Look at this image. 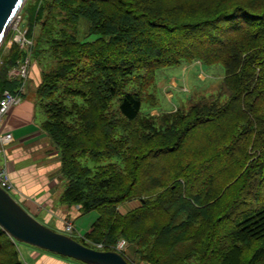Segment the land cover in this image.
Listing matches in <instances>:
<instances>
[{
  "label": "trees",
  "instance_id": "trees-1",
  "mask_svg": "<svg viewBox=\"0 0 264 264\" xmlns=\"http://www.w3.org/2000/svg\"><path fill=\"white\" fill-rule=\"evenodd\" d=\"M38 1L22 19L60 201L99 213L73 237L101 250L122 237L147 264H264V0ZM28 54L2 52L0 98ZM194 61L222 67L225 97L161 110L157 73ZM0 264H24L1 227Z\"/></svg>",
  "mask_w": 264,
  "mask_h": 264
},
{
  "label": "crops",
  "instance_id": "crops-1",
  "mask_svg": "<svg viewBox=\"0 0 264 264\" xmlns=\"http://www.w3.org/2000/svg\"><path fill=\"white\" fill-rule=\"evenodd\" d=\"M40 74L41 67L32 57V69L25 84L22 101L12 106L4 116V125L13 132L15 139L7 146L4 155L0 154V158L15 186L11 194H16L18 197H14L29 212L35 217H41L45 223L55 225L61 232H65L64 223L71 221L75 233L85 234L92 228L99 213L95 210L83 213L78 205H68L60 201L65 188L60 151L42 129L41 122L35 120L34 96L41 81ZM126 211L128 209L121 212ZM22 252L28 264L71 263L36 251L29 245L22 247Z\"/></svg>",
  "mask_w": 264,
  "mask_h": 264
},
{
  "label": "rangeland",
  "instance_id": "rangeland-1",
  "mask_svg": "<svg viewBox=\"0 0 264 264\" xmlns=\"http://www.w3.org/2000/svg\"><path fill=\"white\" fill-rule=\"evenodd\" d=\"M34 1L36 3L37 2L39 3L38 0H26V2L23 5L22 10L19 13L21 15V19H20V22L17 24V26H20L21 24L25 22L24 21L25 19L24 18H23L24 20L22 19V16H24V13H25L24 8L30 7V3H34ZM24 27L26 29L27 37L30 38L28 36L27 25L24 24ZM9 34H11L10 38H8ZM14 34H15V30L12 27L9 30L8 34L6 35V38H4L0 46L1 48L0 49V66L2 65L3 60H4L1 54L2 52L10 48L8 46V41L11 38H13ZM32 41H33V38H32ZM31 69H32V58H31V63L28 67L27 76L25 79H22V82L24 83V84L22 83L24 86V91H25V84L28 82ZM222 75H223V69L220 65H214V66L208 67L202 63H199L198 61H194L191 63L183 62L180 65L160 70L156 75V79H155L156 85L153 89L159 99L160 107H162L160 109L163 111H167L170 109H176L177 108L176 106H181L182 108H188L190 107V105L193 103L194 100L195 101L206 100V99L210 100V99H213L215 96L225 97V92L223 91L224 89L220 87ZM41 77H42V70L40 74V79ZM34 97H36V93ZM145 110H149L151 114L154 116L159 114V110L157 108H150L149 105H146ZM35 117H36L35 120L38 123L42 122L45 119V113L38 102H35ZM55 147L57 148L56 145ZM1 159L2 158H0V164L3 163V160ZM88 164L92 165L93 163L89 162ZM60 165H61V158H60ZM14 196L16 197L17 195L14 194ZM140 204H141V201L138 199L125 202L124 204L120 206L121 208L120 211H123L124 209H128L129 211L139 206ZM36 218L39 219L41 222L45 223V221L41 217H36ZM66 223L67 221L64 223V228L66 226ZM47 225L52 227L53 229L58 230L57 227H55V225L53 224H50V225L47 224ZM79 235L82 236L83 234L80 233ZM15 242L18 246V250L21 255V258L24 261V264H28V262L25 260V256L23 255L22 247H24L25 245H29V244L21 243L17 241ZM117 243L119 244L122 243V246L124 247L123 251L126 253V256L128 257L129 261H131L134 264H147L146 262L142 261L137 254L132 252V249L127 244L124 238L120 237ZM117 243L115 246H117ZM29 246L32 247V249L36 251H41L45 254L51 255L52 257H58V258L64 259L65 261L66 260L70 261L71 262V263L69 262L70 264H83L71 258L57 256L54 253L45 251L36 246H32V245H29ZM40 255L38 257H40Z\"/></svg>",
  "mask_w": 264,
  "mask_h": 264
},
{
  "label": "water",
  "instance_id": "water-1",
  "mask_svg": "<svg viewBox=\"0 0 264 264\" xmlns=\"http://www.w3.org/2000/svg\"><path fill=\"white\" fill-rule=\"evenodd\" d=\"M25 2L26 0H0V46ZM0 227L17 242L36 246L84 264H131L117 250L87 246L73 236L41 222L1 186Z\"/></svg>",
  "mask_w": 264,
  "mask_h": 264
},
{
  "label": "built area",
  "instance_id": "built-area-1",
  "mask_svg": "<svg viewBox=\"0 0 264 264\" xmlns=\"http://www.w3.org/2000/svg\"><path fill=\"white\" fill-rule=\"evenodd\" d=\"M20 19H21V15L18 14L12 23L11 28L13 27V29L15 30V34L13 38H11L8 41V46L10 47L13 44V42H16L20 45V47L26 49V51H28L29 54L22 61L19 62V65L17 67L10 69L8 75L10 78L21 77L22 79H25L28 73V67L31 63L30 55H31V47L33 45V41L32 39L27 37L24 23L21 24L20 26H17V24L20 22ZM23 93H24V86L22 85L17 93H11L8 90H4L0 98V154L2 153L4 155L5 148L9 144H11L14 140L13 132L10 129H7V127H5L4 125V116L7 114V112L12 106L17 105L22 101ZM0 186L10 193L15 188L13 182L11 181L6 166L1 164H0ZM65 233L72 236L75 233L74 226L71 221H68L66 223ZM89 243L92 244L91 241H89ZM122 243L121 244L117 243L115 250L122 252L124 248L122 246ZM96 245L98 247H101L102 244L97 243Z\"/></svg>",
  "mask_w": 264,
  "mask_h": 264
},
{
  "label": "clouds",
  "instance_id": "clouds-1",
  "mask_svg": "<svg viewBox=\"0 0 264 264\" xmlns=\"http://www.w3.org/2000/svg\"><path fill=\"white\" fill-rule=\"evenodd\" d=\"M9 32V31H8ZM72 236V235H71Z\"/></svg>",
  "mask_w": 264,
  "mask_h": 264
}]
</instances>
